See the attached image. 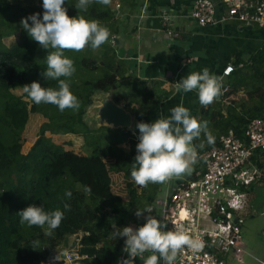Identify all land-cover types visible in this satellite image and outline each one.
Masks as SVG:
<instances>
[{
  "label": "trees",
  "instance_id": "16d2710c",
  "mask_svg": "<svg viewBox=\"0 0 264 264\" xmlns=\"http://www.w3.org/2000/svg\"><path fill=\"white\" fill-rule=\"evenodd\" d=\"M28 2L31 3L24 6L18 0H0V264H63L50 261V255L68 250H76L80 257L75 264H122L126 257L125 238L117 239L112 233L131 222L142 226L145 219H139L136 210L146 208V200L150 207L156 201L152 194H140V186L130 177L139 132L134 135L131 130L93 129L86 122V115L94 97L101 93L109 95L125 90L123 100L116 97L114 101L117 105L125 101V109L136 121L155 117L170 98L171 93L163 89L162 81L144 82L132 72L122 59L116 41L123 33L121 19L125 14H134L145 0H110L107 6L92 0L87 12L74 7L77 0H67L65 7L69 17L83 15L99 21L111 35L108 42L96 49L65 50L76 68L69 82L80 106L64 112L51 104L33 103L23 91V86L33 81L40 82L42 87H58L57 81H45L41 76L46 68L47 51L20 27L23 17L43 11L42 0L38 5L32 0ZM114 2H120L119 10L113 6ZM259 31L264 33V30ZM12 37H17L18 41L9 47L4 40ZM253 61V70L261 73L256 78L262 82L264 45ZM217 98L222 100L220 95ZM32 115L41 116L45 122L28 155L24 156V134ZM198 116L199 121L207 122V133L213 132L212 145L208 144L204 133L198 138L200 144L207 142L206 151H210L230 132L245 142L249 124L255 119L264 120V109L255 106L238 113L220 103L199 112ZM54 135L82 136L91 150L90 155L66 149L70 142L66 146L55 143ZM199 141L194 142L198 155L202 153ZM263 160L264 154L257 151L253 164L264 168ZM204 171V164L198 161L188 179L197 180L198 174L201 176ZM118 174L123 177L125 197L114 192L118 186L114 178ZM85 186H89L91 192L84 191ZM152 186L156 191L157 184L141 187L150 190ZM66 190L72 192L71 199L64 196ZM31 204L43 206L46 211L57 208L63 211L68 204L70 211L65 212L60 226L49 237L45 235L47 226L28 228L20 224L16 213ZM144 215L160 219L155 212ZM74 237H80L79 243L71 244ZM34 242L36 249H33Z\"/></svg>",
  "mask_w": 264,
  "mask_h": 264
},
{
  "label": "clouds",
  "instance_id": "9594fccd",
  "mask_svg": "<svg viewBox=\"0 0 264 264\" xmlns=\"http://www.w3.org/2000/svg\"><path fill=\"white\" fill-rule=\"evenodd\" d=\"M97 2L105 6L110 4V0ZM91 3L92 0H77L74 7L80 12H87ZM66 4L67 0H42V13L29 14L20 21V27L31 40L47 51L46 68L41 76L45 81L58 82V87L53 88L42 87L40 82L33 81L23 86V91L33 103L51 104L60 112L77 110L80 106L77 96L70 90L69 82L76 68L73 59L65 55V50L79 52L85 47L96 49L108 42L111 35L110 30L99 21L86 19L83 15L69 17ZM222 86V78L208 68L190 72L176 83L178 92L197 91L199 102L204 106L219 97ZM136 128L139 142L136 144L130 177L135 184L144 187L190 174L191 165L196 162L193 141L201 133L206 135L209 145L214 143V137L207 133V122L199 121L182 103L173 107L169 116L159 115L153 122L138 123ZM84 191L91 192V188L85 186ZM64 196L71 199L72 192L66 190ZM67 211H70L68 204L64 205L63 211L59 208L46 211L43 206L31 204L16 214L20 217V224L28 228L47 226L45 235L51 237ZM152 211L149 206L136 210L135 215L141 217ZM144 219L140 227L134 229L126 226L112 233L117 239L125 238L123 251L129 259L124 260L123 264H132L135 257H143L149 251L152 254L143 258V264H174L177 251L183 247L200 251L204 246L201 240L193 239L184 231L166 230L167 225L155 216L147 215ZM112 226L116 227L114 223ZM33 249H36L35 242Z\"/></svg>",
  "mask_w": 264,
  "mask_h": 264
},
{
  "label": "built area",
  "instance_id": "2783aa9c",
  "mask_svg": "<svg viewBox=\"0 0 264 264\" xmlns=\"http://www.w3.org/2000/svg\"><path fill=\"white\" fill-rule=\"evenodd\" d=\"M114 7L119 10L121 6ZM189 17L200 28L232 23L244 30H264V0H223L220 7L212 0H195ZM160 18L165 39L180 40L181 33L172 28V19L165 14ZM234 71V66L228 65L222 75L230 77ZM245 137L244 142L233 132L222 136L217 148L197 158L204 164V173L197 180L183 179L152 206L151 213L160 217L167 225L166 230L184 231L203 242L200 251L187 246L178 250L174 264H226L229 256L245 264L243 228L252 214V189L264 188V168L253 164L257 151L264 154V120H252ZM118 177L122 178V174ZM129 226L137 228L134 224ZM147 254L135 257L132 262L140 263ZM125 255L122 264L129 259L126 252ZM65 256L64 263L68 264L80 259L76 250L65 252Z\"/></svg>",
  "mask_w": 264,
  "mask_h": 264
},
{
  "label": "crops",
  "instance_id": "0c3cea01",
  "mask_svg": "<svg viewBox=\"0 0 264 264\" xmlns=\"http://www.w3.org/2000/svg\"><path fill=\"white\" fill-rule=\"evenodd\" d=\"M194 1L145 0L144 5L134 14H125L121 19L123 33L116 41L124 62L141 81H162L163 89L171 93L170 98L161 105L159 114L148 120H135V125L140 122H153L159 118V115L169 116L170 110L181 103L190 109L191 114L198 120L200 119L199 112L215 108L220 103L238 113L253 109L255 106L264 109V81H258L256 75L261 73L253 70V58L264 45V33L257 29L244 30L232 23L200 28L189 17ZM222 1L212 0L218 7L221 6ZM163 14L172 19V28L181 33L180 40L169 42L163 36L160 18ZM228 65H233L235 71L230 77H223V71ZM204 68H208L210 72L221 77L223 85L220 94L222 100L216 98L207 106L200 104L197 91L183 93L176 89V83L184 76L190 72H199ZM258 95H261L262 101L259 100ZM136 131H138L137 128H135ZM135 132L133 131L134 134ZM209 134L212 135L213 132ZM196 140L199 141L195 139L193 146ZM206 143L204 141L200 144L199 141V149L202 153L206 152ZM194 151L198 158L195 147ZM257 160L260 161V158ZM262 163L264 164V160ZM195 169L190 174L167 181V183L174 182V185L171 191L164 192V198L175 189L180 181L193 174ZM253 189L252 211L256 210L257 206L260 208L263 205L264 207V188L255 187ZM153 197L156 202L162 200L156 192ZM145 216L139 219L142 220ZM130 224L136 225L134 222ZM151 254L149 251L144 258ZM246 255L251 257L248 251ZM132 264H143V260L140 263L132 262Z\"/></svg>",
  "mask_w": 264,
  "mask_h": 264
},
{
  "label": "rangeland",
  "instance_id": "374dc122",
  "mask_svg": "<svg viewBox=\"0 0 264 264\" xmlns=\"http://www.w3.org/2000/svg\"><path fill=\"white\" fill-rule=\"evenodd\" d=\"M18 2L22 3L24 6L27 4L31 3L28 2V0H18ZM40 0H32V3L34 5H38ZM117 4H120V2H114L113 6H116ZM18 38L17 37H12L5 39L4 42L6 43L7 46H12L13 44L17 43ZM125 91V90H124ZM123 90H119L114 94L106 95L104 93L97 94L94 97L93 100V105L87 110V115H86V122L88 123L89 126H91L93 129H100L103 127H108L101 125L98 122V115H97V109L101 106L102 102L105 99H110V100H115L116 97L122 98L124 96ZM18 96L21 95V92H16ZM120 102L121 105L120 107H124L125 102L122 101ZM45 122V120L38 115H32L30 118L29 125L27 126V129L24 134V139H25V145L22 154L24 156H27L29 151L31 150L32 146L34 145L37 136L39 135L40 127L41 125ZM134 125H135V119H134ZM136 128V125H135ZM134 126L130 129L132 132H135ZM108 129H112L111 127H108ZM53 141L57 144H63L67 145L68 142L71 143L70 146H66V149L68 150H73L74 152L81 154V155H90L91 150L87 146L86 141L82 136H74V135H67V136H62V135H54L53 136ZM123 147H127V145H123ZM198 166V159L196 155V162L191 165L192 171ZM118 177V176H117ZM116 179V182L118 186H115L114 192L118 195H121L125 197L127 195L126 190L124 189L123 184V177L122 178H114ZM119 179V180H118ZM122 183V184H121ZM154 185V184H153ZM172 185H174V182L170 183H163V184H157L156 191L154 190V187L150 190L144 189V187L139 188V193L144 194V195H149V194H154L156 192V195L163 199L164 198V192L165 191H171ZM156 186V185H155ZM146 197V196H145ZM145 205L148 207L149 202L146 200ZM263 206V205H262ZM261 206V207H262ZM259 208L258 206L255 208L256 210L252 211L251 208V216L246 218L245 225L243 228V236L245 239L246 247L248 253L251 255V257L248 255L245 256L246 258V264H264V207ZM77 237H74L71 239V244L72 243H77ZM72 250H68L67 252H70ZM57 254L62 253L61 251H55ZM226 264H239L237 263L234 259H232L231 256L227 257L226 259Z\"/></svg>",
  "mask_w": 264,
  "mask_h": 264
},
{
  "label": "water",
  "instance_id": "95a60500",
  "mask_svg": "<svg viewBox=\"0 0 264 264\" xmlns=\"http://www.w3.org/2000/svg\"><path fill=\"white\" fill-rule=\"evenodd\" d=\"M98 122L114 130H130L134 126V117L124 107H120L113 100L105 99L97 109ZM65 253H51L50 261L64 262ZM68 264V263H64Z\"/></svg>",
  "mask_w": 264,
  "mask_h": 264
}]
</instances>
